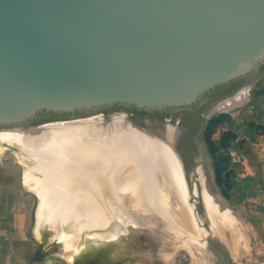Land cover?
<instances>
[{
	"label": "water",
	"instance_id": "water-1",
	"mask_svg": "<svg viewBox=\"0 0 264 264\" xmlns=\"http://www.w3.org/2000/svg\"><path fill=\"white\" fill-rule=\"evenodd\" d=\"M263 63L264 0H0V133L15 135L12 144L26 172H53L87 150L113 151L123 136L114 129L117 117L138 134L164 132L138 125L124 112L22 125L39 111L114 103L182 107ZM257 97H264V84L251 92L242 87L217 102L203 124L213 181L229 202L238 177L225 150L238 133L228 128L216 139L214 134L235 122L233 111ZM47 126L54 127L42 130ZM247 127L264 136V119L249 120ZM27 134L30 141L22 137ZM171 151L185 184L173 144ZM214 197L218 206V200L226 204L219 194ZM189 198L186 187L188 204ZM203 203L206 212L204 197ZM218 247L225 260L220 263L233 264ZM44 255L38 248L35 260Z\"/></svg>",
	"mask_w": 264,
	"mask_h": 264
},
{
	"label": "rangeland",
	"instance_id": "rangeland-1",
	"mask_svg": "<svg viewBox=\"0 0 264 264\" xmlns=\"http://www.w3.org/2000/svg\"><path fill=\"white\" fill-rule=\"evenodd\" d=\"M260 84H264V81H262ZM260 84L257 86H260ZM98 115L99 114L95 116ZM233 116L235 122L232 125H224L218 129L216 134H214V139H216L221 130L233 128L238 133V138L241 137L243 139V141H241L242 139L237 138L234 146L225 150V152H229L231 155L232 167L237 172L238 177V186L231 192V202H228L226 200L225 204V202H220L218 200L219 206H216L217 209L214 208L216 210V214L213 213L209 215V213L206 211L208 213V218H210L206 219L207 217L204 203L200 204V206H196L193 202V200L197 198L198 192H196L195 195L194 190H188V194L190 196V204H188L184 199L186 189L185 184L183 188V194H180L178 193L179 191H176L175 194L180 200L178 201L179 207L187 213L186 215H189L188 221L190 227L188 226V223L187 225L182 224L176 218L170 219L169 225H166L167 223H157L160 228L163 227L161 229L165 231L166 229H168L167 231H169L170 234L172 233V236H170L169 239H165V241L170 245L166 244L163 241V243L166 245H164L165 250L173 246L172 248H169L167 250L168 252H171L170 254L167 251L166 253L164 252V254L168 253L169 256H162V261H165V263L168 262L166 264H221L220 261L224 262L225 260L218 245L222 246L233 258L234 256L237 257V259H233V264L264 263V257L260 255L259 251L256 248L260 244L261 246L264 245V175L261 174L264 169V160H260L257 164L259 173L256 177L246 175V164L244 160L249 154L247 150L253 152V149L257 148V146L262 142V137H264L255 136L247 127V122L249 120H256L260 116H264V98H251L246 104L243 105L241 109L233 111ZM0 148H2L0 150V183L6 185L8 188L14 191L17 197L22 199L23 204L29 210V213L31 214L29 234L35 241V243L38 244L39 248L44 251L45 256H47L57 264H74L72 262L75 261L74 257L77 256L76 259L81 264L84 261L82 260L83 257L85 258L84 254L88 253L86 254V256L88 255L87 260L89 261V264H131L128 261L116 259L110 261L109 259H103L101 255L97 254L100 252L95 251L98 250V248L94 249V251L92 250L93 247L97 246L95 245L96 243H94L95 240L98 239H95V237L97 236H103L106 241L116 242L115 237L118 234H115V230L117 227L113 229V226L116 224V222L123 218L124 213L122 211H124V209L126 208V203L121 199L124 196V192L121 191L122 189L120 188L117 189L115 185L113 186V184H115V181L114 183L111 181V174L106 172L107 170H105L104 168L105 162H112L117 156L115 150H113L114 152L111 151L109 153H106L105 151L100 149L90 150L89 153L87 151L86 153L81 155L87 157L86 160L81 161L83 165L71 163L67 168H59L58 170H55L53 172H49L46 170H31L29 172H26L20 160L19 151L18 149H16V147L13 146L12 142L7 143L6 141L4 142L3 140H0ZM100 151L101 153H99ZM257 152H259V148L258 151L256 150V153ZM202 157L204 158L205 170L203 174H200V179L203 187L205 184L211 187L212 190H209L210 193H208L207 190L203 189L204 191H202L201 196L202 198H205L207 196L206 194H210V197L214 199V196H217V194L219 193L213 188L209 161L205 156V153H202ZM259 158H262V156H260ZM95 164H97L96 166L101 164L102 169L95 168L96 170H98H95L96 172L86 169L88 171L87 172L86 170L80 169ZM109 165L111 166L112 164ZM31 166L33 167V165ZM77 166L80 167L78 168ZM75 169H79L81 173L76 172ZM179 172L180 181L182 178V172ZM168 184H170L169 181ZM172 184L173 182L171 181L170 185ZM134 189H137V187L134 186ZM154 196H156L155 193ZM190 205H192V207H190ZM239 207H242V210ZM226 210H228L230 215L225 212ZM81 212L82 214H84L83 216H85L86 214V217L83 218V216H81ZM95 212L105 213L104 216L108 217L109 220L110 226H104L105 232L100 236L99 234L101 232L97 231V226L100 227V222L98 223L99 219H96L99 217L96 216V214L98 213ZM72 213L74 215L76 214L77 216H72ZM90 213L93 214L91 215ZM170 213H172L171 210ZM222 214L224 217L221 216ZM210 216H212V218ZM72 219H74V222L72 221ZM75 219L77 222L75 221ZM226 219L228 221H226ZM219 220H221V222ZM91 221H93V224L96 221L97 223H95L97 226L94 224L95 227H92ZM88 222L90 223L88 224ZM42 223L43 225H41ZM86 223L89 225V227ZM164 224L167 227L164 226ZM38 225L42 226V229L40 228L41 236L40 234L36 233ZM75 226L79 229H87H82L79 231V229L75 228ZM90 228L92 230H90ZM95 228L97 230H94ZM74 230L78 232H75ZM84 231H92L95 233L92 234L95 237L90 236L91 238L89 239V241L94 238V240L92 239L94 242L91 241L93 242V245L89 243L90 246H93L92 248H89V250H87L88 248L85 249L86 246H89L87 243L88 240L86 241L83 238L79 237V235L81 234L80 232ZM45 234H47L49 238H47L48 236L46 237ZM38 235L40 236L41 240ZM67 238L70 242H68ZM78 239H80V242ZM65 241L67 242L66 245H73L72 241H76L75 243L77 244L78 242L79 244L81 242H84L81 245L83 246L86 243V246H84V249L86 251L80 248L82 246L78 245V247L74 243V247L69 246L70 248H73L72 252L68 253L71 249L69 251L66 250L67 252L64 251V255L61 251V246L65 245ZM63 248V250L66 249V247ZM74 250H76L78 254ZM84 251L86 253H84ZM89 251L91 254L89 253ZM60 252L62 255L60 254ZM94 252L96 254H94ZM68 255H71V257H73L74 255L75 256L71 258ZM134 264L139 263L136 262Z\"/></svg>",
	"mask_w": 264,
	"mask_h": 264
},
{
	"label": "bare ground",
	"instance_id": "bare-ground-1",
	"mask_svg": "<svg viewBox=\"0 0 264 264\" xmlns=\"http://www.w3.org/2000/svg\"><path fill=\"white\" fill-rule=\"evenodd\" d=\"M60 125L65 126V124H60ZM113 125H114V129L119 130L118 133H120V134L123 133V136L118 137L117 140L114 142V145L112 146V148L115 150L117 156L114 158V160L112 162H109V163L105 162V166L104 165L103 166H104L105 170H107L106 172L111 174L110 175V179H112L111 181L113 183L115 181V184H113V186L115 185L117 187V189L120 188V189H122L121 191L124 192V194H123L124 196L121 199L126 203V205H125L126 208L124 209V211H122L124 213L123 218L121 220H119L118 222H116V224L113 226V229L115 227H117L115 230V234H118L115 237L116 242L106 241V239L103 236L98 237L96 235L97 237H95L94 235H92L94 232H92V231L88 232L89 231V228H88V231L80 232L81 234L80 233H77V234H80L79 237L83 238L84 240H86V241L88 240L87 243L89 246H86V243L82 246L81 244H83L84 242L83 243L81 242L79 244L80 239H78L79 240L78 244L75 243L76 241L75 242L72 241L73 242L72 244L74 245V243H75L77 246L78 245L82 246L80 248H82L83 250H85L87 248H88L87 250H89V248L93 247V246H90L89 243L92 244L94 242L93 241L94 238H92L93 240L91 239L90 241H89V239L92 236H94L95 239L98 238L94 242V243H96L95 245H97L98 247L94 245L96 248L93 247L92 250L94 251V249L98 248V250H95V251L100 252L97 254L101 255L103 257V259H109L110 261H113L115 259L116 260H122V261H128L131 264H134L136 262H138L139 264H143V263L166 264L168 262L165 263V261H162V258H163L162 256L163 255L169 256L168 253L170 254L171 252H168L167 250L169 248H172L173 246H171L169 248L166 247L167 250H165L166 245L163 243V241L166 244L170 245L169 243H167L165 241V239H169L170 236H172L171 235L172 233L170 234V232L167 231L168 229H166V231L161 229L163 227L160 228V226L158 224L167 223L166 225H169V220L172 218H176L182 224L187 225V223H188V226L190 225L189 221H188L189 215H186L187 213L179 207L178 201H180V200L177 198V196L175 194L176 191H179L178 193L183 194L184 182L182 181V178L179 181L180 167L178 165V162H177L175 155L171 151L170 139L168 136H165L164 134H161L159 136H156V135L149 136V135H144V134H138L135 131H133L132 129L127 128L126 125L123 122H121L120 117L119 118L117 117L114 119ZM49 127H54V126H47V127H44V129H42V130H47ZM14 134H16V136L22 135V134H19L17 132H15ZM29 135L30 134L23 135L22 137H24L25 140L28 139L30 141V139H32V138H29V137H31ZM26 136H27V138H26ZM14 137H15V135H12V134H9L6 132H2L0 134V140H3L4 142L6 141L7 143L8 142L14 143V141H15ZM1 149L2 148H0V150ZM93 150H95V149H93ZM96 151H98V150H96ZM112 152H114V151H112ZM99 153H101V151ZM86 158L87 157H85V156L73 157L72 160L68 161V163L70 162L69 164H71V161H73L75 164H82L83 165V163H81V161L86 160ZM93 164H94V162H93ZM109 164H112V165L110 166ZM96 165L97 164L92 165V166H88V167H84L83 169L80 168V169L81 170L87 169L90 171H95L96 170L95 168L102 169L101 164H99L98 166H96ZM77 167L79 168L80 166H77ZM75 170H76V172H80L79 169H75ZM69 171H70V169H69ZM96 171H98V170H96ZM167 179H168L170 184H171V181L173 182V184L172 185L168 184ZM81 183H84V182H81ZM124 183H125V185H124ZM122 185H124V186H122ZM85 186H87V185H85ZM134 186L137 187V189H134ZM75 189H76V187H75ZM39 191H42V190H39ZM154 193L156 196H154ZM206 195H207L205 197L206 211L209 213V215H211L213 213L216 214L215 213L216 210L214 208H216L217 204L215 203L214 199L212 197H210V194H206ZM58 198H59V196H58ZM41 205H43V204H41ZM44 205H45V203H44ZM170 210L172 211L173 214L170 213ZM219 210H217V211H219ZM225 212L229 214L228 210H226ZM95 213H98V212H95ZM226 213H224V214H226ZM81 214H82V212H81ZM90 214L92 215L93 213H90ZM228 214H227V216H228ZM71 215L75 216L76 214L74 215L72 213ZM83 215L84 214H82L81 216H83ZM104 215H105V213H102V212L96 214V216L99 217L96 219H99L98 223L100 222L99 223L100 227L96 225V223H97L96 219H95L96 223L94 222V224L98 227V230L96 228L94 230L101 232L99 234V236L104 234V232H105L104 226H110L108 217H106ZM94 216H95V214H94ZM221 216L224 217L223 214ZM78 217H80V216H78ZM84 217H86V214H85V216H83V218ZM210 217L212 218V216H210ZM70 218H71V216H70ZM80 218H82V217H80ZM88 219H90V218H88ZM228 220H229V218H228ZM228 220L226 219V221H228ZM72 221L74 222V219H72ZM75 221H76V219H75ZM80 221H81V219H80ZM85 221H86V219H85ZM219 221L221 222V220H219ZM92 222L93 221H91V224L93 227L94 224ZM89 223L90 222H88V224ZM41 225H43V223ZM166 225L164 224V226H166ZM39 226L40 225H38L39 231L37 228L36 233L40 234V236H41L40 231L42 229L41 228L42 226H40V227ZM88 227H89V225H88ZM75 228H78V227L75 226ZM78 229H76V230H78ZM82 229L83 228L79 229V231ZM85 229H87V228H85ZM85 229H83V230H85ZM106 229H107V227H106ZM90 230H92V229L90 228ZM170 230H171V228H170ZM75 232H78V231H75ZM54 233H55V231H54ZM59 233H61V232H59ZM74 234H76V233H74ZM119 234H121V235H119ZM45 235H46V237L48 236L47 234H45ZM174 235H177V234H174ZM40 236H39V238H40ZM47 238H49V236ZM40 240H41V238H40ZM67 240H68V238H67ZM91 241H93V242H91ZM68 242H70V241L68 240ZM66 243L67 242L65 241L64 244L66 245ZM174 244H175V242H174ZM62 245H63V243H62ZM65 245L61 246L62 247L61 251L64 255H65L64 251H66V250L69 251L71 249L68 252V253H70V252H72V249H73L72 247H74L71 244L66 245V246ZM171 245H172V243H171ZM69 246H72V247L70 248ZM84 246H86L85 249H84ZM63 247H66V249L63 250L64 249ZM82 249H80V250H82ZM74 251L76 252V250H74ZM74 251H73V254H74ZM85 251H84V253H86ZM166 251L168 253L164 254V252L166 253ZM76 253L78 254V252H76ZM89 253H90V251H89ZM60 254H61V252H60ZM86 254H88V253H86ZM86 254H84L85 258L83 257L82 260H84V261L81 264H89V261L87 260L88 255L86 256ZM94 254H96V253L94 252ZM68 256L71 257V255H68ZM73 257H71V258H73ZM74 258H75V261H73L72 263L80 264V262L76 259L77 256H75Z\"/></svg>",
	"mask_w": 264,
	"mask_h": 264
},
{
	"label": "flooded vegetation",
	"instance_id": "flooded-vegetation-1",
	"mask_svg": "<svg viewBox=\"0 0 264 264\" xmlns=\"http://www.w3.org/2000/svg\"><path fill=\"white\" fill-rule=\"evenodd\" d=\"M263 75L264 72H260L259 69L244 75L241 78L243 79V84L237 90L248 86L249 92H251V90L258 85ZM214 91H206L195 103L182 107L147 109L136 108L131 105H123L118 111H116L126 113L128 117L138 125L152 130H161L164 132L163 134L165 136L169 137L171 145L173 144L181 161L186 182L185 186L188 190L198 192L197 198L193 200L196 206H200V204L203 203V198L201 196L202 191L212 190L208 185L204 184L203 187L200 179V174H203L205 170L202 153H205V156L209 161L213 188L223 198L213 181L211 160L202 138L201 129H203L202 125L204 124V120L209 116L210 111L215 104L232 94L222 96L221 93H216ZM107 113L111 112L107 111ZM224 200L226 201V199Z\"/></svg>",
	"mask_w": 264,
	"mask_h": 264
},
{
	"label": "crops",
	"instance_id": "crops-1",
	"mask_svg": "<svg viewBox=\"0 0 264 264\" xmlns=\"http://www.w3.org/2000/svg\"><path fill=\"white\" fill-rule=\"evenodd\" d=\"M257 119H264V116ZM258 148L259 152L256 153ZM247 151L249 154L244 159L246 175L256 177L259 173L257 164L260 160H264V137L253 152ZM260 156L262 158H259ZM261 174L264 175V169ZM30 224L31 214L22 199L18 198L16 193L6 185L0 183V264H57L45 255L41 260H35V253L39 246L29 234ZM256 248L264 257V245L260 244ZM232 259L237 257L234 256Z\"/></svg>",
	"mask_w": 264,
	"mask_h": 264
},
{
	"label": "trees",
	"instance_id": "trees-1",
	"mask_svg": "<svg viewBox=\"0 0 264 264\" xmlns=\"http://www.w3.org/2000/svg\"><path fill=\"white\" fill-rule=\"evenodd\" d=\"M260 72H264V64L260 66L259 68ZM243 77V76H242ZM242 77H238L236 79H233L227 83L215 86L214 88L208 90L209 92H216V93H221L222 96L226 95H231L233 94L242 84H243V79ZM264 77V75H263ZM124 104L121 103H114L111 105H103L99 107H95L93 109H80V110H75L72 112H52V111H39L36 113V115L30 119H27L22 123L24 126L28 125H39L43 124L46 122L54 121V120H66L74 117H83L91 114H96V113H107L113 112V111H118ZM131 117V115H130ZM132 118V117H131Z\"/></svg>",
	"mask_w": 264,
	"mask_h": 264
}]
</instances>
